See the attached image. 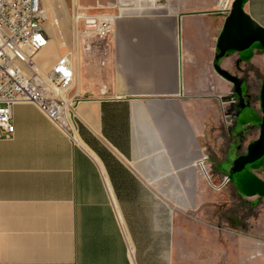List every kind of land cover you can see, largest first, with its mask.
<instances>
[{"label":"crops","instance_id":"0c3cea01","mask_svg":"<svg viewBox=\"0 0 264 264\" xmlns=\"http://www.w3.org/2000/svg\"><path fill=\"white\" fill-rule=\"evenodd\" d=\"M66 1L71 13L113 16L114 38L106 58L71 57V137L35 105L12 107L13 133L0 134V264H264L259 218L248 230L211 222L230 196L209 181H222L261 123L258 100L238 114V99L233 129L221 122L233 91L212 63L232 0H55ZM243 11L264 28V0ZM220 65L264 74L259 45ZM251 170L264 182V160ZM240 187L264 206V187Z\"/></svg>","mask_w":264,"mask_h":264},{"label":"built area","instance_id":"2783aa9c","mask_svg":"<svg viewBox=\"0 0 264 264\" xmlns=\"http://www.w3.org/2000/svg\"><path fill=\"white\" fill-rule=\"evenodd\" d=\"M46 20L40 0H0V134L5 138L13 133L11 110L17 104L35 105L69 137L74 129L75 72L70 51L42 75L36 71L33 60L49 41ZM71 21L76 47L81 45L84 53L106 58L114 38L115 18L84 17L73 11ZM62 48H66L65 43ZM231 95L220 103L227 125L232 124L236 113L237 98H230ZM206 160V156L200 159L198 167L209 180ZM228 182L224 176L221 185Z\"/></svg>","mask_w":264,"mask_h":264},{"label":"rangeland","instance_id":"374dc122","mask_svg":"<svg viewBox=\"0 0 264 264\" xmlns=\"http://www.w3.org/2000/svg\"><path fill=\"white\" fill-rule=\"evenodd\" d=\"M41 5L47 14V20L45 22V26H46V30L49 33L48 42H50L51 45L46 50H44L46 48L45 47L44 49H42V51L38 52L37 55L33 56V60H35L38 63L36 71L38 72L39 75H42L50 70V67L52 66L50 65L52 60L50 59V57H52V55L55 54V51H57V47H61L60 45L61 44L63 45V43H65L66 49L60 48L61 53H63L64 51H70L73 53L74 56H76V50L79 49L80 57H82L83 59L86 58V61H90V59H92L93 57L96 58L97 56H99L98 54H95L93 52L89 54L84 53L81 45L79 46V48L76 47L75 38L73 34L74 27L69 16V13L71 14L72 11L70 1H66L65 4L61 2L60 4V2L56 3L55 0L52 1L46 0L44 3L42 2ZM51 20L57 21V25L53 26L54 31H52L48 25L50 24ZM56 58H58V56H56ZM236 73L234 75H237ZM249 73L250 75H247L246 71H243L240 75L241 77L246 78L248 82L247 91L249 93L248 96L251 98L250 99L251 102L256 103V101L258 100V95L260 93L259 87L263 81L264 74L261 72V70L258 69V67L256 66L254 67L253 65H249ZM230 94H232L230 98L235 97L234 92H230ZM224 121L225 119L221 117V122L223 123L224 129L228 133L235 126L234 123L235 118H233V122L230 125H227L226 123H224ZM253 135L254 134L250 133L248 134L247 137L242 136V140H240L239 146L241 144L246 145L248 142L249 144L250 142H253L252 140ZM245 151L246 148H244V151L242 150V152L238 151L236 157L241 156V154L244 153ZM230 159H232V156L230 157ZM260 163L262 162H259L255 165H259ZM230 167L231 165L229 166V168ZM229 168H228V173L225 175L229 179L228 183L221 185L222 181H220L219 183L216 182L212 183L208 180L210 189L219 190L220 188L225 187L224 189L229 192V196H230L229 201H227L228 204H222L219 206L217 205L212 213V216H211V209L208 210V215L211 216V222L214 223L216 226H224V223H226L228 226H232L233 229L237 228L239 230H242L245 228L246 230H248L246 226H249L250 222L252 223V221L256 222L257 218H259V220H261L259 224V230L262 233H264V206L259 202L258 203L247 202L245 199L234 194L235 189L237 190V192L242 193L241 191L242 187H240L242 182H244L245 185L248 186L247 190L251 191L257 187H264L261 184L253 182L252 179H254V177L264 184L263 180L257 177L255 174H253L251 170L252 167L248 169L246 168L247 170L245 169L244 173L236 176L235 179L232 180L229 172ZM199 171L200 173L203 174L200 168ZM241 178L243 179L242 182H241ZM210 205L211 204H207V207H209Z\"/></svg>","mask_w":264,"mask_h":264},{"label":"water","instance_id":"95a60500","mask_svg":"<svg viewBox=\"0 0 264 264\" xmlns=\"http://www.w3.org/2000/svg\"><path fill=\"white\" fill-rule=\"evenodd\" d=\"M245 0H233L229 9V15L225 19L222 31L216 39V55L213 58L212 67L218 76L231 84L232 91L238 99V114L243 110H249L250 100L245 98L242 87L244 80L237 75L224 70L220 63L224 57L232 52L242 53L254 45L261 47L264 56V28L260 27L249 15L243 11ZM258 103L261 110L258 139L250 142L245 153L234 159L229 168L232 180L245 172V169L254 166L264 160V78L260 86ZM246 169V170H247ZM242 179V178H241Z\"/></svg>","mask_w":264,"mask_h":264},{"label":"bare ground","instance_id":"6f19581e","mask_svg":"<svg viewBox=\"0 0 264 264\" xmlns=\"http://www.w3.org/2000/svg\"><path fill=\"white\" fill-rule=\"evenodd\" d=\"M45 14H46V12H45ZM46 17H47V14H46ZM55 24H56V21H54V20H51L50 24H48L49 27H50V29H51L52 31H54V27H53V26H54ZM54 41H55V40H54ZM50 45H51L50 42H47L46 45H45L42 49H44V48L46 47V48L44 49V50H46L48 47H50ZM60 46H63V45L61 44ZM42 49H41V50H42ZM56 53H57V52H56ZM56 53H55V54H56ZM70 54H71V56L74 57V55H73L72 52H70ZM57 56H58V55H57ZM71 59H72V58H71Z\"/></svg>","mask_w":264,"mask_h":264},{"label":"flooded vegetation","instance_id":"af4514ba","mask_svg":"<svg viewBox=\"0 0 264 264\" xmlns=\"http://www.w3.org/2000/svg\"><path fill=\"white\" fill-rule=\"evenodd\" d=\"M241 79H243L244 80V85H245V87H246V85H247V80H246V78H244V77H240ZM245 94V98H247V100H250L251 98L248 96L249 95V93H248V91H247V89H246V92L244 93ZM236 97V96H235ZM250 102H251V100H250ZM245 153V152H244Z\"/></svg>","mask_w":264,"mask_h":264},{"label":"trees","instance_id":"16d2710c","mask_svg":"<svg viewBox=\"0 0 264 264\" xmlns=\"http://www.w3.org/2000/svg\"><path fill=\"white\" fill-rule=\"evenodd\" d=\"M252 181L255 182V183H258V184L264 185L263 183H261V182H260L258 179H256L255 177H254V179H252Z\"/></svg>","mask_w":264,"mask_h":264}]
</instances>
